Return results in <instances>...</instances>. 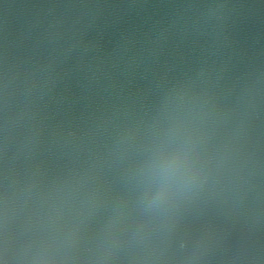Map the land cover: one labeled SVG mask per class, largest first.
Returning a JSON list of instances; mask_svg holds the SVG:
<instances>
[{
  "label": "water",
  "instance_id": "95a60500",
  "mask_svg": "<svg viewBox=\"0 0 264 264\" xmlns=\"http://www.w3.org/2000/svg\"><path fill=\"white\" fill-rule=\"evenodd\" d=\"M0 264H264V0H0Z\"/></svg>",
  "mask_w": 264,
  "mask_h": 264
}]
</instances>
